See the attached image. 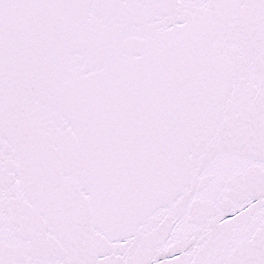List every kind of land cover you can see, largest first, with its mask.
Returning <instances> with one entry per match:
<instances>
[{
	"label": "snow or ice",
	"instance_id": "snow-or-ice-1",
	"mask_svg": "<svg viewBox=\"0 0 264 264\" xmlns=\"http://www.w3.org/2000/svg\"><path fill=\"white\" fill-rule=\"evenodd\" d=\"M0 264H264V0H0Z\"/></svg>",
	"mask_w": 264,
	"mask_h": 264
}]
</instances>
